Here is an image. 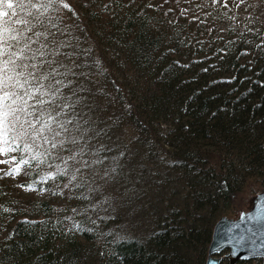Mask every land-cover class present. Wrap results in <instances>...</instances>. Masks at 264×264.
<instances>
[{"label": "trees", "instance_id": "16d2710c", "mask_svg": "<svg viewBox=\"0 0 264 264\" xmlns=\"http://www.w3.org/2000/svg\"><path fill=\"white\" fill-rule=\"evenodd\" d=\"M12 3L0 67L18 33L37 67L0 71V264H207L264 189V0Z\"/></svg>", "mask_w": 264, "mask_h": 264}, {"label": "water", "instance_id": "95a60500", "mask_svg": "<svg viewBox=\"0 0 264 264\" xmlns=\"http://www.w3.org/2000/svg\"><path fill=\"white\" fill-rule=\"evenodd\" d=\"M228 249L229 264H251L262 258L264 264V189L256 194L249 209L236 216H222L216 222L209 246L207 264H220Z\"/></svg>", "mask_w": 264, "mask_h": 264}, {"label": "snow or ice", "instance_id": "6c2138e0", "mask_svg": "<svg viewBox=\"0 0 264 264\" xmlns=\"http://www.w3.org/2000/svg\"><path fill=\"white\" fill-rule=\"evenodd\" d=\"M30 2H31V0H29V3ZM48 2H49V5H50L53 2V0H48ZM18 3L22 7L23 3H24V0H18ZM33 6L35 7V5H33ZM64 6L68 7L67 4H65ZM4 8L13 9L14 5L12 3V0H0V17L9 16V12L2 10ZM45 11H46V9H45ZM13 14H15V13H13ZM4 23H7V22L5 21ZM16 23L21 24V25H29L30 22L27 19H19V20L16 21ZM25 31L32 32V34L35 35L36 37H40L41 35H45V34L40 33V32H33V28L32 27H27L25 29ZM6 32H8V29L4 28L2 26V24H0V43H2L6 39V37L4 35ZM11 39L16 40L18 43L21 40H23L24 47L19 50L18 54L17 53H12L11 56H10V60L9 61H5L3 63V66L0 67V71H3L7 67V64L9 62H11L13 64V66H14V69L16 67H19L21 69V71L19 73H17V75L18 76H23L24 75V71H23L24 69H27L29 67H32L33 69H35L37 66L35 64L29 65V64H26V63H21L20 65H16L15 64V60L12 59V57L18 55L21 60H27V59L30 58L28 55H26V51L25 50L31 51V48H30L31 37H25L23 35V33H18L17 35L12 36ZM41 47H43V46H41ZM4 54L5 53H4L3 49L0 48V56H2ZM39 56L40 57H44L45 53L43 51H39ZM31 58L35 59V54H33V56ZM51 75H53V77H54L55 70H53ZM28 76H31L33 78V80L36 79L35 72L28 73ZM28 76H25L23 83H21L20 80L18 79L16 81V84L20 88H24L25 84H31V81H29ZM9 79H11V77H9ZM40 79L41 80L48 79V75H43ZM57 83H60V82L57 81ZM5 87H6V81L4 79L0 78V91H3ZM43 87H44L43 84L40 83L39 81H37V86L35 87V92L40 93L41 96L48 95L49 99L48 100L41 99V100L38 101V103H40V104H45V103L51 104L55 100L56 94L55 93H49L47 90L42 92L41 89ZM25 94L26 95H32L33 98H34V94L29 93L27 89H25ZM8 98H9L8 92L4 91V94L2 96H0V107H2L3 102L6 101ZM21 110L23 111V109H21ZM32 114L33 113H29V115H32ZM13 115H15V112H13ZM58 115L59 114H57V116ZM7 116H8L7 112H0V123H2L3 120L6 119ZM43 117H44V112L41 111L40 116L37 117V120H36L37 123H41V121H43L42 125H41V127L39 129H35V126L31 125V123L29 122L30 126L34 128V130L36 131V133L38 135L39 134H43L45 131H47L52 136V139L55 140L56 137L61 135L62 131H64V132L67 131V128L65 127V125L63 123H60L57 120L56 116H53L51 112H49L47 114V119H43ZM53 122L58 124V128H53L52 127ZM68 123H71V122L69 121ZM44 139L47 140V137L45 136ZM53 147H56L55 143H53Z\"/></svg>", "mask_w": 264, "mask_h": 264}, {"label": "rangeland", "instance_id": "374dc122", "mask_svg": "<svg viewBox=\"0 0 264 264\" xmlns=\"http://www.w3.org/2000/svg\"><path fill=\"white\" fill-rule=\"evenodd\" d=\"M262 191V190H261ZM260 191V192H261ZM258 194V193H257ZM245 195V194H244ZM240 197H238V199H239ZM253 198H254V196H253ZM253 198L252 199H250V197H249V202H251L252 200H253ZM246 199H248V198H246ZM251 200V201H250ZM251 204V203H250ZM249 205L246 207V208H241L240 209V211H239V213H234V214H227V216H232V217H236V216H238L240 213H241V211L242 210H247V209H249ZM251 262H253V263H256V262H258L256 259H253V260H251L249 263H251ZM261 264H262V262H261Z\"/></svg>", "mask_w": 264, "mask_h": 264}, {"label": "bare ground", "instance_id": "6f19581e", "mask_svg": "<svg viewBox=\"0 0 264 264\" xmlns=\"http://www.w3.org/2000/svg\"><path fill=\"white\" fill-rule=\"evenodd\" d=\"M263 260V259H262Z\"/></svg>", "mask_w": 264, "mask_h": 264}]
</instances>
